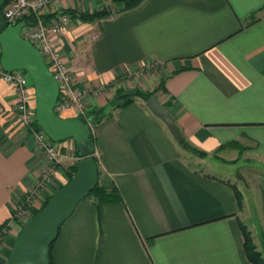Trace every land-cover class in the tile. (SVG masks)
Wrapping results in <instances>:
<instances>
[{"label":"crops","instance_id":"1","mask_svg":"<svg viewBox=\"0 0 264 264\" xmlns=\"http://www.w3.org/2000/svg\"><path fill=\"white\" fill-rule=\"evenodd\" d=\"M110 3L65 0L58 13L91 14ZM52 43L74 92L104 89L88 98V110L107 114L93 128L98 185L120 200L80 202L58 232L51 264H253L243 230L263 255L264 170L246 184L256 194L254 217L232 177L240 160L264 165V0H145L90 24L75 17ZM160 84L159 103L204 154L195 153L194 165L142 101L113 109L118 97ZM15 107L12 86L0 79V264H11L24 225L11 220L46 167ZM69 142L70 151L59 144L61 164L29 218L70 180L80 156Z\"/></svg>","mask_w":264,"mask_h":264},{"label":"water","instance_id":"2","mask_svg":"<svg viewBox=\"0 0 264 264\" xmlns=\"http://www.w3.org/2000/svg\"><path fill=\"white\" fill-rule=\"evenodd\" d=\"M5 0H0V9ZM25 22L0 31V67L5 72L24 71L28 74L35 94V119L48 138L61 143L72 140L80 159L75 164L73 177L58 188L46 206L23 226L12 251L11 264H50L49 252L62 225L70 218L77 205L84 201L98 185V168L90 138L91 125L81 118L63 119L54 114L59 90L52 73L44 64L40 52L20 36ZM148 111L164 124L179 144L181 134L167 111L155 96L145 103Z\"/></svg>","mask_w":264,"mask_h":264},{"label":"built area","instance_id":"3","mask_svg":"<svg viewBox=\"0 0 264 264\" xmlns=\"http://www.w3.org/2000/svg\"><path fill=\"white\" fill-rule=\"evenodd\" d=\"M65 0H9L3 9V18L7 26H15L25 22L20 30L22 39L29 41L41 54L44 64L52 73L57 83L59 95L54 107V114L61 113L70 105H79L89 96L85 92H74L72 72L64 62L61 50L52 43L73 19L68 14L58 13ZM56 14L55 16H52ZM31 19V21H26ZM1 49V48H0ZM0 79L12 86L16 107L15 110L24 127L31 129V136L43 155L46 167L38 183L29 190V195L20 205L11 224L20 222L25 224L29 220L30 206L38 203L37 191L49 184L56 175L57 165L60 163L59 144L51 141L38 126L35 119V109L30 106L32 95L28 81L30 78L24 71L5 72L0 67ZM85 94V95H84ZM82 103L81 105H83ZM86 109V105H84ZM83 110V109H82Z\"/></svg>","mask_w":264,"mask_h":264},{"label":"trees","instance_id":"4","mask_svg":"<svg viewBox=\"0 0 264 264\" xmlns=\"http://www.w3.org/2000/svg\"><path fill=\"white\" fill-rule=\"evenodd\" d=\"M144 1L145 0H111V3L108 6H106L105 8H102L100 10H97L91 14H79V13H75L73 10H65V11L61 12L60 14H68L72 18L76 17L79 21L89 24V23H93L95 21L107 19L113 15H117V14L129 11V10H133V9L137 8L138 6H140ZM8 2H9V0H5L2 8L0 9V31H2L8 27L4 18H3V15H2L3 9L8 4ZM55 15L56 14H53L52 16H55ZM26 21L29 22V21H31V19H27ZM161 89H162V85L160 84L158 87H156L154 90H152L150 92H144V91L136 90L134 93H132L130 95L127 94V95L120 96L119 97L120 103L118 102L119 104L113 106V109L115 110V109L124 108V107L132 104L136 99H139L143 103H145V101L151 96H155L158 99L159 96H157V93ZM162 107L169 114V112H168L169 104L168 103L163 104ZM105 117H107V114L104 116V112L101 109L99 111H92L86 115V119L91 123V125L94 129H95V126H97L102 121V119ZM182 140H183V138H182ZM94 143H95V139H94V136L92 134L91 138H90V147L92 149V154L94 151ZM181 144L184 147H186V146L188 147L187 142H185L184 140ZM194 152H196V154L199 155L200 157L204 156V154L202 152H198L196 150H194ZM94 159H95L96 164H97L98 175H100L99 165H98L97 159L96 158H94ZM74 173H75V167H73V172L70 175V179L73 177ZM91 196L95 197L97 202H100V203L111 202L113 200H115V201L120 200L118 195H116L115 193H109V194L105 193L102 190V188L99 187V185H97L95 190L89 195V197H91ZM48 200L43 203V205L34 214V216L37 213H39L46 206ZM243 235H244V240H245L244 249H245V252H246V255H247L249 261L252 262L253 264H264V259L261 257V254L256 251L255 246L252 244V241H251L249 234L245 230H243ZM52 246H53V244H52ZM52 246H51V248H52ZM51 248H50V252H49L50 264H51Z\"/></svg>","mask_w":264,"mask_h":264},{"label":"rangeland","instance_id":"5","mask_svg":"<svg viewBox=\"0 0 264 264\" xmlns=\"http://www.w3.org/2000/svg\"><path fill=\"white\" fill-rule=\"evenodd\" d=\"M6 7V6H5ZM4 7V8H5ZM95 12V11H94ZM101 21V20H100ZM95 22H98V21H95ZM90 24V23H89ZM28 86L30 87V92H31V95H32V101L31 102H33V106H32V108L33 109H35V94H34V88H33V86H32V82H31V80L30 81H28ZM117 86V85H116ZM115 86V87H116ZM98 90H100V91H98ZM97 91H95V90H90L89 92H85V93H87V95H89V96H91L92 95V98L94 97H96V96H98L99 95V93L100 92H102L104 89L103 88H100V89H98ZM114 91L115 92H117L116 91V88L114 89ZM80 93H83V92H80ZM85 95V94H84ZM89 96H87V97H85L84 99V102H81L79 105L77 104V105H74V104H72V105H70L67 109H65L64 111H62L61 113L59 112V113H57L58 114V117H60L61 118V115H63V113L64 112H66V111H69V110H71V111H73L74 112V114L76 115V118H81L84 122H86V123H89L90 125H91V123L86 119V115L87 114H89L90 112H92L91 110H88V108H89V106H91L90 104V101L91 100H88V98H90ZM119 98V97H118ZM157 99V98H156ZM158 100V99H157ZM116 101V100H115ZM115 101H113V102H115ZM82 103H84L83 105H81ZM119 103H120V101H119ZM118 102H115L114 103V105H112V106H115V105H117V104H119ZM84 105H86V109H85V107H84ZM83 109V110H82ZM100 110V109H99ZM99 110H96V111H99ZM102 110V109H101ZM74 119V118H73ZM91 132H92V134H93V127H92V125H91ZM181 137H182V135H181ZM183 138V137H182ZM183 140L185 141V139L183 138ZM69 141H72V140H67V141H64V142H66L65 144H67V147H66V150L67 151H70V147H68V146H70L71 144H73L72 142H69ZM69 142V143H68ZM176 142V141H175ZM186 142V141H185ZM71 143V144H70ZM69 144V145H68ZM176 144H177V146H178V151L182 154V156L185 158V160L188 162V163H190V164H193L194 165V160H193V157H195L196 156V152H194V148H192V146H190L188 143V147L186 146V147H184V146H182V144H179V143H177L176 142ZM74 145L76 146V144L74 143ZM74 149V148H73ZM60 150V149H59ZM193 150V151H192ZM60 155V154H59ZM43 156V155H42ZM92 156L94 157V158H96L97 157V152L94 150L93 151V154H92ZM192 156V157H191ZM97 159V158H96ZM61 163H59L58 165H57V168H58V166L60 165ZM226 165V164H225ZM242 166H244L245 167V169H247L248 168V173H246L245 171H240V169L242 168ZM236 168H238L237 170L238 171H236V173L239 175V177H237V178H235L234 176L232 177V180L233 181H237V182H240V184H241V190H242V193L244 194V195H246V197H247V199H248V205H249V208H250V216L251 217H254V214H255V212H256V210L255 209H253L252 208V206H251V199L252 198H255V196H256V194H254L253 192H246L247 191V188H246V184L248 185V186H251L252 184V182H255L256 181V176L253 174L254 172V170H256V169H262V170H264V165L262 164V163H260L258 160L257 161H253V162H247V161H241L240 160V162L238 163V165L236 166ZM235 173V172H234ZM246 181V182H245ZM253 186V185H252ZM244 192H246V194L244 193ZM89 197V196H88ZM87 197V198H88ZM250 197V198H249ZM39 200V199H38ZM43 205V204H42ZM32 211V210H31ZM29 212H30V210H29ZM30 219V218H29ZM28 222V220L26 221V223ZM25 223V224H26ZM24 224V225H25ZM23 225V226H24ZM23 226H22V228H23ZM22 230V229H21ZM20 234V233H19ZM256 249V248H255ZM257 251V250H256ZM258 252V251H257ZM261 257L264 259V254L262 255L261 254Z\"/></svg>","mask_w":264,"mask_h":264}]
</instances>
